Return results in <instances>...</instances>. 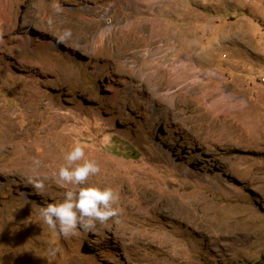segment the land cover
Listing matches in <instances>:
<instances>
[{
    "label": "rangeland",
    "instance_id": "374dc122",
    "mask_svg": "<svg viewBox=\"0 0 264 264\" xmlns=\"http://www.w3.org/2000/svg\"><path fill=\"white\" fill-rule=\"evenodd\" d=\"M0 12V264H264V0H0ZM154 13L161 65L182 66L171 81L193 90L157 88L132 48L98 36ZM76 143L119 214L64 237L38 212L71 187L58 170Z\"/></svg>",
    "mask_w": 264,
    "mask_h": 264
},
{
    "label": "clouds",
    "instance_id": "9594fccd",
    "mask_svg": "<svg viewBox=\"0 0 264 264\" xmlns=\"http://www.w3.org/2000/svg\"><path fill=\"white\" fill-rule=\"evenodd\" d=\"M65 163L58 170V177L71 187L62 198L39 207V218L58 235L72 237L87 233L97 222L106 223L117 217L114 207L118 196L111 187L89 185L88 179L100 172L99 166L85 159L83 146L76 143L64 155ZM34 187L43 190V180H34Z\"/></svg>",
    "mask_w": 264,
    "mask_h": 264
},
{
    "label": "bare ground",
    "instance_id": "6f19581e",
    "mask_svg": "<svg viewBox=\"0 0 264 264\" xmlns=\"http://www.w3.org/2000/svg\"><path fill=\"white\" fill-rule=\"evenodd\" d=\"M136 1L138 5L144 8H147V9H151L155 6L165 7L166 5H168L170 0L169 1L167 0H136ZM7 13L2 14V12H0L1 14L0 20L7 19L8 18ZM150 15H152L151 17L152 19L149 18L148 22H142V24H137L136 27H135V24H132V28L123 33H120V32L118 33L117 31L114 30L113 34H109L107 38H103L104 35L102 34L103 32L101 31L100 34L98 33V36L99 38L102 39V43H105V42L107 43L110 40L111 42H114L113 37H115V43L118 45L120 42L119 47L121 49L127 50V49L132 48V51L130 52V57L132 58V61L134 63L139 62L137 64L139 65L138 66L139 70L142 72L145 71L148 74L147 77L156 82L155 85L157 84V88L162 87V86H167V89L171 90L175 86L181 85L182 87H180L177 90V92L181 94L185 93L184 91H190L191 89L193 90L194 86L191 84H184L185 83L184 81H171L172 80L171 78L174 77L175 74L178 75L179 73H182L181 71L184 70L182 69V66L179 70H175L174 72H172L171 70L174 65L173 60L170 61L171 63L166 68H164L165 66L163 67L161 65L164 62V60L166 61V59H168L167 57H169V54H170L169 51L167 50L168 45L166 46V44L162 42L164 40L158 37V34L164 29L161 24L165 25V22L159 19L161 17L160 15H158V13L157 14L154 13ZM166 30H168L167 26H166ZM170 34L171 32H169V34L167 35V38L171 37ZM116 41H119V42L117 43ZM20 45H21L20 48H24L26 46L24 39H21Z\"/></svg>",
    "mask_w": 264,
    "mask_h": 264
}]
</instances>
